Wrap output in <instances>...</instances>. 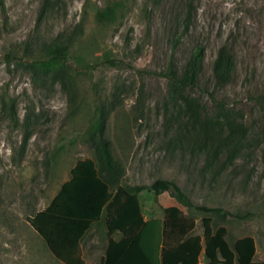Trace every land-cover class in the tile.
Instances as JSON below:
<instances>
[{"label":"rangeland","instance_id":"374dc122","mask_svg":"<svg viewBox=\"0 0 264 264\" xmlns=\"http://www.w3.org/2000/svg\"><path fill=\"white\" fill-rule=\"evenodd\" d=\"M3 2L0 264H62L27 217L50 205L78 161L97 160L89 131L101 112L113 156L125 170L123 185L173 181L198 206L250 213L247 219L215 222L227 227L231 244L254 238L255 260L264 262V101L259 98L264 95V0H194L187 36L188 0ZM114 2L124 6L116 21L99 24L96 11ZM72 34L77 40L67 61L71 85L28 66L33 58L26 59L25 45L37 51ZM179 38L182 44L174 51ZM196 44L205 47V60L199 88L190 95L203 106L211 128L218 127L225 111L244 116L248 128L247 148L218 170L210 152L196 147L198 127L164 77L173 54L182 68ZM223 44L233 48L237 69L233 82L218 88L211 67ZM140 202L146 219H161L175 204L169 193L144 192ZM188 215L201 235L203 214ZM106 245L105 228L93 227L82 242L86 263L99 264ZM200 263L209 264L203 254Z\"/></svg>","mask_w":264,"mask_h":264},{"label":"trees","instance_id":"16d2710c","mask_svg":"<svg viewBox=\"0 0 264 264\" xmlns=\"http://www.w3.org/2000/svg\"><path fill=\"white\" fill-rule=\"evenodd\" d=\"M193 1L188 0L183 20L184 36L189 34L193 24ZM0 5L4 8L3 0ZM123 7V3L114 2L97 10L95 19L99 24L115 22ZM182 38L173 42L174 51L182 44ZM76 40L77 34H72L68 39L43 44L37 51L25 45L26 59L33 58L27 61L28 66L54 77L58 75L71 85L72 70L67 61ZM205 51L204 46L196 44L182 68L173 54L164 77L171 90L181 96L187 116L198 127L196 147L201 145L203 153L209 155L210 152L211 162L218 163V170L232 164L247 148L248 128L244 116L232 111L222 113L218 127L211 128V120L203 106L190 95L199 88ZM236 69L233 48L221 45L211 67L215 86L230 85ZM259 98L264 101V95ZM104 115V112L99 114L89 131L97 160L78 161L71 170L70 179L50 205L27 217V223L58 262L87 264L82 242L93 227L103 226L107 245L99 264H201L202 254L209 264H264L255 260L254 238H238L231 244L227 227L215 222V218L223 224L228 218L247 219L250 213L234 214L220 207L198 206L173 181L158 179L150 186L123 185L125 170L113 156L112 142L104 131ZM144 192L155 196L169 193L175 204L164 209L161 219H146L140 202ZM194 211L203 214L201 235L195 234L196 219L188 215Z\"/></svg>","mask_w":264,"mask_h":264},{"label":"crops","instance_id":"0c3cea01","mask_svg":"<svg viewBox=\"0 0 264 264\" xmlns=\"http://www.w3.org/2000/svg\"><path fill=\"white\" fill-rule=\"evenodd\" d=\"M115 237H117V236H115ZM116 239V238H115ZM84 258V257H83Z\"/></svg>","mask_w":264,"mask_h":264}]
</instances>
